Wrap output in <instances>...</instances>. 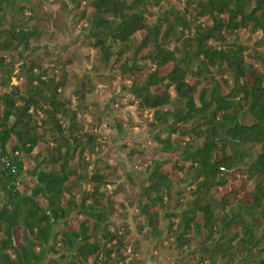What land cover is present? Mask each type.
<instances>
[{"label":"trees","instance_id":"obj_1","mask_svg":"<svg viewBox=\"0 0 264 264\" xmlns=\"http://www.w3.org/2000/svg\"><path fill=\"white\" fill-rule=\"evenodd\" d=\"M148 254L264 264V0H0V264Z\"/></svg>","mask_w":264,"mask_h":264},{"label":"rangeland","instance_id":"obj_2","mask_svg":"<svg viewBox=\"0 0 264 264\" xmlns=\"http://www.w3.org/2000/svg\"><path fill=\"white\" fill-rule=\"evenodd\" d=\"M131 112V113H133L134 112V110L132 109V108H128V109H126V111L124 110L123 111V114H125L124 112ZM134 134H142V132L143 131H138L137 129H135L134 130ZM143 136V135H142ZM118 140V139H117ZM150 146V145H149ZM151 147V146H150ZM121 161L124 163L125 162V158H124V154L123 153H121ZM165 171L166 172H173L172 171V166L170 165V166H167L166 168H165ZM175 178H178V175L177 174H175ZM244 181V180H243ZM243 181H242V179H240L239 177H233L231 180H230V182H229V185L226 187V189H224L223 190V192H227V190H229L230 188H238L241 184H243ZM255 182H248V189L249 188H251L252 186H253V184H254ZM123 201H124V197L123 196H119L118 198H116V202H118V203H123ZM131 213H132V210H131ZM159 254V253H158ZM163 254H165V253H163ZM167 254V253H166ZM148 257V262H147V264H158V262H156V263H154V262H151L150 261V255L148 254L147 255ZM165 256V255H164ZM158 259V258H157ZM162 262V261H161Z\"/></svg>","mask_w":264,"mask_h":264},{"label":"crops","instance_id":"obj_3","mask_svg":"<svg viewBox=\"0 0 264 264\" xmlns=\"http://www.w3.org/2000/svg\"><path fill=\"white\" fill-rule=\"evenodd\" d=\"M158 264H164V263H163V261H162V263H161V262H159Z\"/></svg>","mask_w":264,"mask_h":264}]
</instances>
